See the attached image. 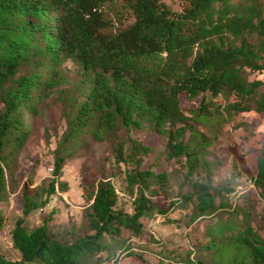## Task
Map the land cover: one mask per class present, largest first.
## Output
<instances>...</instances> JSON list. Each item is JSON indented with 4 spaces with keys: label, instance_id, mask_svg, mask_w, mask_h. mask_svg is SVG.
<instances>
[{
    "label": "trees",
    "instance_id": "16d2710c",
    "mask_svg": "<svg viewBox=\"0 0 264 264\" xmlns=\"http://www.w3.org/2000/svg\"><path fill=\"white\" fill-rule=\"evenodd\" d=\"M180 1L177 11L165 0H0V230L6 222L1 203L19 187L15 166L38 104L57 93L67 122L55 178L23 184V214L11 231L20 259L0 253V264L117 261L144 240L142 219L149 215L187 229L189 248L160 251L158 264H264V236L252 212L228 200L232 189L214 185L206 159L213 140L200 130L244 113L264 114V0ZM67 60L82 75L72 94L61 88ZM145 128L165 138L167 160L184 161L182 185L192 188L165 209L155 197L166 190L169 173L157 162L143 167L141 157L152 148L120 135ZM88 136L114 141L119 159L133 165L125 175L134 211L118 204L116 185L102 177L90 184V232L64 241L50 232L47 219L28 228L26 217L57 191L67 150ZM256 166L253 182L264 199V144ZM176 209L183 218L168 216Z\"/></svg>",
    "mask_w": 264,
    "mask_h": 264
},
{
    "label": "rangeland",
    "instance_id": "374dc122",
    "mask_svg": "<svg viewBox=\"0 0 264 264\" xmlns=\"http://www.w3.org/2000/svg\"><path fill=\"white\" fill-rule=\"evenodd\" d=\"M165 1L174 10L179 11L183 7L180 0ZM62 71L67 82L61 88L72 94L82 76L80 68L76 63L67 60ZM251 77L262 75L253 73ZM214 99L217 103H224L222 96ZM182 105L190 106L186 95L182 96ZM65 108V104L57 98V93H54L38 104V115L29 121L32 135L15 166L19 187L11 191L1 203L6 222L0 230V253L7 258L20 259V253L12 244L11 231L16 220L23 214L21 191L24 182L32 179V186H37L55 178L53 173L56 150L67 128ZM200 130L213 140L206 159L214 169L212 175L214 185L225 184L232 189L228 200L240 207L248 208L252 212L254 227L264 236V199L260 197L253 182L257 172V157L264 144V114L248 112L226 123L200 126ZM120 135L127 141L136 139L152 148L149 154L141 157L143 167L157 162V169L169 173L166 190L155 197L162 208L172 206L173 201H177L183 193L192 190L189 184L182 185L187 173L184 161L166 159L164 156L166 140L160 134L145 128L132 131L130 134L122 130ZM66 155L67 160L57 181V191L45 207L34 210L26 217L25 225L28 228L33 229L47 219L50 232L64 241H72L77 235L90 232L86 218V211L91 204L88 199L91 192L90 184L102 177L111 179L116 185L118 204L130 213L134 211V196L126 188L125 175V171L133 165L119 159L114 141H96L88 136L84 142H75L67 150ZM204 174L202 171V175ZM7 177L10 179L9 175ZM197 177L200 178L199 175ZM61 183L67 185L64 190L59 187ZM168 216L183 218V212L176 209ZM142 220L146 235L144 240L133 241L136 243L134 254L131 256L120 254L117 261L110 260L100 264H158L160 251L182 253L189 248L184 224L178 226L177 223L166 222L159 215H149ZM150 234L153 238L149 236ZM123 237L125 239L129 237V232L124 231Z\"/></svg>",
    "mask_w": 264,
    "mask_h": 264
}]
</instances>
